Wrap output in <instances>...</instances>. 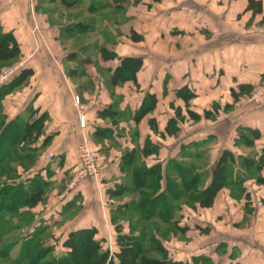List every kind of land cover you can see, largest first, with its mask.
<instances>
[{
    "label": "crops",
    "instance_id": "obj_1",
    "mask_svg": "<svg viewBox=\"0 0 264 264\" xmlns=\"http://www.w3.org/2000/svg\"><path fill=\"white\" fill-rule=\"evenodd\" d=\"M171 1L163 15L165 0H0L2 31L13 32L17 60L32 70L0 98L1 114L22 127L43 117L39 133L18 145L35 148L27 166L11 159L49 182L36 204L19 207L16 226L58 243L54 256L69 250L73 230L96 228L115 253L120 234L155 224L178 261L264 264V103L247 100L264 71V0L256 14L248 0ZM142 2L154 15L130 12ZM122 66L127 77L115 79ZM84 139L101 174L65 195ZM156 165L176 205L170 221L147 220L137 207L134 172ZM183 172L199 174L186 196L221 181L211 205L175 197ZM119 186L128 190L112 194Z\"/></svg>",
    "mask_w": 264,
    "mask_h": 264
},
{
    "label": "trees",
    "instance_id": "obj_2",
    "mask_svg": "<svg viewBox=\"0 0 264 264\" xmlns=\"http://www.w3.org/2000/svg\"><path fill=\"white\" fill-rule=\"evenodd\" d=\"M67 5H74L77 0H66ZM160 1V0H154ZM247 10H252L254 14L262 11V0H248ZM135 37V35H134ZM136 38H138L136 36ZM21 54L20 45L13 32H4L0 26V61L14 62ZM106 57L113 56V52L104 49ZM125 67L118 68L114 73L115 79H124ZM32 73L31 69L23 68L20 73L12 79L10 83L0 87V98H2L13 85L21 82ZM241 88H244L242 86ZM252 87H247V94ZM1 117V116H0ZM43 117L40 116L34 121L27 122L25 127L20 126L16 119L7 121L5 116L0 119V163L7 159L14 158L24 162L25 158L32 156L35 148L31 145H25L18 149V145L23 140L33 139L40 131ZM35 134V136H34ZM8 149V150H7ZM4 150L6 152H4ZM13 150L15 153L13 154ZM3 153V156L1 154ZM27 166V164H25ZM160 166L140 167L134 172L136 188H140V198L137 207L140 208L141 216L147 220L160 218L164 221H170L174 218V206L171 203L170 195L166 190H161ZM180 184L175 183L174 195L177 199L197 198L202 205H211L214 200L216 190L219 187L220 180L214 179L213 182L200 193H190L185 195L191 189L197 187L198 173L192 175L182 173ZM190 175V176H189ZM49 184L40 174H36L30 180L29 185H17L14 182L12 187L2 188L3 200L0 201V209L6 205L4 201L10 200L8 204L10 212H14L23 205H34L41 199L42 193ZM130 189V188H129ZM127 186H119L111 190L114 195H121ZM179 205V204H178ZM178 222L175 220V223ZM97 229L81 228L69 233L64 242L69 250L61 256H52L48 259V254L52 252L51 245L43 241L28 239L27 243L21 247L15 264H187L183 261L169 257L168 250L157 238L155 233H151L148 245L145 244V232L140 235L118 236L120 251L112 253L109 249H104L99 239L95 237ZM56 244V243H54ZM14 245V243H13ZM11 246L0 251V259H12L10 253Z\"/></svg>",
    "mask_w": 264,
    "mask_h": 264
},
{
    "label": "rangeland",
    "instance_id": "obj_3",
    "mask_svg": "<svg viewBox=\"0 0 264 264\" xmlns=\"http://www.w3.org/2000/svg\"><path fill=\"white\" fill-rule=\"evenodd\" d=\"M135 2L139 3L140 0H134ZM171 0H165L163 3L164 6H167V9H163L162 13L163 15H167L170 13V4ZM133 3V0H132ZM139 5H133L130 6V12L134 15H154V12L156 11V8L153 3H141ZM139 7V8H138ZM101 8V6H99ZM144 11H146V14H144ZM119 12V11H118ZM143 12V13H142ZM102 15H104L105 11L101 12ZM117 15H122L123 13H116ZM20 61L15 60L14 62L8 63L4 61H0V71L7 66L16 64ZM2 110L0 106V116L2 117ZM0 117V119H1ZM8 150V149H7ZM6 150V151H7ZM20 150V149H19ZM4 150V152H6ZM1 156H3V153ZM13 154L15 151L13 150ZM25 166V162H22ZM22 167V166H21ZM21 167H19V161H14L12 159H7L3 163H0V201L3 200V194H2V188L4 187H12L14 182L17 183V185H29L30 180L33 178L29 173H26ZM21 170V172H19ZM30 175V176H29ZM78 186V185H77ZM76 186V187H77ZM5 202V206L2 209H0V251L4 248L10 247L11 250L10 253L12 255V259H0V264H15L16 256L21 247L29 241L28 239H35V241H43L47 245L53 246L52 252L48 254V259L53 256V254H56L60 249V245L58 243L54 244V240L49 241L48 236H39V231L35 229L34 227H17L16 225L21 222L20 219L17 218L18 215V209L17 208L14 212H10L9 203L10 200L7 199ZM13 215V216H12ZM12 216V217H11ZM154 228H157L155 224H147L146 227L140 228L142 232H145V244L148 245L151 233H153ZM139 229V230H140ZM165 231V229H164ZM48 234V232H46ZM46 235V234H45ZM49 241V242H48ZM14 243V245H13ZM53 253V254H52Z\"/></svg>",
    "mask_w": 264,
    "mask_h": 264
},
{
    "label": "built area",
    "instance_id": "obj_4",
    "mask_svg": "<svg viewBox=\"0 0 264 264\" xmlns=\"http://www.w3.org/2000/svg\"><path fill=\"white\" fill-rule=\"evenodd\" d=\"M24 68L22 61L4 67L0 71V87L7 85L16 77L20 71ZM247 100L252 104L259 105L264 103V71L258 83H256L251 91L247 94ZM74 101L81 105V97L78 94L74 95ZM81 125H85V115L80 113L79 116ZM77 163L75 165L71 180L65 191V195L69 194V191L74 189L79 182L87 178H98L101 174V169L98 162V157L95 149L91 146L87 139H84L77 149ZM46 158L51 160L52 155L46 154Z\"/></svg>",
    "mask_w": 264,
    "mask_h": 264
}]
</instances>
